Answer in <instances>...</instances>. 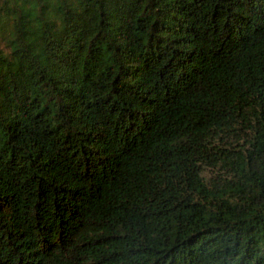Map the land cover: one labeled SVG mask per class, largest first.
<instances>
[{
    "label": "trees",
    "instance_id": "16d2710c",
    "mask_svg": "<svg viewBox=\"0 0 264 264\" xmlns=\"http://www.w3.org/2000/svg\"><path fill=\"white\" fill-rule=\"evenodd\" d=\"M0 264H264V0H0Z\"/></svg>",
    "mask_w": 264,
    "mask_h": 264
}]
</instances>
